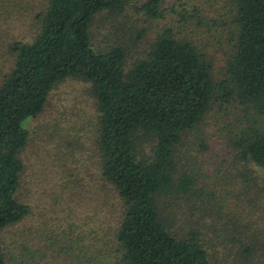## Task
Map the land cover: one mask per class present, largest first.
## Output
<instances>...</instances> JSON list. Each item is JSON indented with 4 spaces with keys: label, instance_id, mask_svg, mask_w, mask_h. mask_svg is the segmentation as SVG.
Returning a JSON list of instances; mask_svg holds the SVG:
<instances>
[{
    "label": "trees",
    "instance_id": "16d2710c",
    "mask_svg": "<svg viewBox=\"0 0 264 264\" xmlns=\"http://www.w3.org/2000/svg\"><path fill=\"white\" fill-rule=\"evenodd\" d=\"M218 1L222 9L205 19H219L217 36L227 33L220 68L199 39L211 28L196 5L189 12L162 0H0V34L7 36H0V238L30 210L21 189L20 153L29 139L22 121L39 115L52 89L70 78L85 83L95 109L94 170L66 165L62 186L78 182L76 193L88 195L84 176L92 177L98 210L84 221L85 244L79 234H64L66 255L76 264H242L226 257V237L215 238L217 246L210 228L226 212L240 213L227 200L264 202V0ZM125 8L142 13L135 27L147 22L135 28L132 49L124 42L128 30L107 47L93 45L94 14L125 15ZM167 9L178 20L161 22ZM238 223L237 233L257 245L255 228ZM47 228L43 220L35 230L19 229L12 254L43 240L53 253L59 242ZM5 255L0 241V264Z\"/></svg>",
    "mask_w": 264,
    "mask_h": 264
},
{
    "label": "rangeland",
    "instance_id": "374dc122",
    "mask_svg": "<svg viewBox=\"0 0 264 264\" xmlns=\"http://www.w3.org/2000/svg\"><path fill=\"white\" fill-rule=\"evenodd\" d=\"M162 4L166 8L172 6L173 9L178 11L181 8H185L190 12L192 5L201 8V15L204 18L203 23L211 28V35L209 34L205 37L204 41L201 38L199 39L205 44L209 54L212 51L210 56L216 67L220 68L228 48L227 33L217 36L214 30L222 27L219 24V19L214 18L215 22L211 23L205 18L216 15L214 11L221 10L222 3L218 0H162ZM124 11H126L125 15L106 10L94 14L89 25L93 45L107 47L116 39L121 40L122 38L119 35L128 30L124 42L128 43L130 49H132L135 28L144 27L147 22L139 20V25L135 27L133 19L135 16H141L142 13H136L131 8H125ZM166 13L167 15L164 16L161 22L170 19L178 20V16L173 12L171 13L169 9L166 10ZM29 19L30 17L26 13L24 23L29 21ZM23 28L24 26H19V30L25 34L24 38H28V32L24 31L25 29ZM148 30L151 31L149 27ZM0 36L2 39L7 37L4 34H0ZM130 37L131 40H128ZM4 55L0 44V63L4 62V60L6 61ZM85 86L82 81L70 78L64 79L52 89L42 112L35 117L25 118L22 121L24 127L28 129L29 139L20 153L24 167L21 174V189L23 193H26L24 194L30 210L28 215L22 220L11 224L1 232L0 241L5 249L6 264H19L20 261L23 264H76L62 250L70 246L64 234L67 236L79 234V236L81 235L80 238H82L81 243L84 244L88 239V224H84V221L86 216H90L91 219L95 218V210H98V208L93 207V193H91L93 179L90 176H84L86 179L85 185L89 183L92 186L88 195L83 194L82 196L76 193L77 190L82 191L78 186V182L73 185L75 186L73 189L71 184L67 189L62 186L63 180L69 177V175L67 177L62 173V169L66 165L71 166L69 172L77 168L83 170L80 166L82 163L89 165L87 167L90 170H94L93 159L91 160L90 158H92L93 139L95 138V109L92 99L85 90ZM239 116L241 114L235 115L237 119ZM209 155L210 153L208 152L204 153V157ZM253 168L255 173L261 177L263 173L261 168L257 166H253ZM205 174L211 179L212 168L205 170ZM215 175L218 181L219 174L215 172ZM258 185L262 187V181L259 180ZM237 189L240 190L237 192L243 195L241 189ZM83 197V202H76L77 199ZM57 199H59V203L56 208L58 201L56 202L55 200ZM233 201H236V203H233ZM227 204L232 210H237L240 213L226 212L218 222H211V236L214 242L218 246L216 239L220 235L225 236L227 242L226 257L240 261L242 264L245 262L254 264L259 260L264 261V202L262 197H258L256 201L250 200L248 204L247 201L241 202L236 199H230L227 200ZM68 206L74 208L73 213L70 212ZM68 219L72 222L70 226H68ZM43 220L46 221V225L50 228L47 229L48 234L51 233V235L49 234L52 237L51 239L59 242L57 245L62 247L57 249V245H54L52 246L53 253H50V250L45 248V240H43L38 243L36 241L29 249L20 250V252L19 248L16 247L15 251L13 249L12 254V243H10V240L19 235V229L32 228L35 230L36 227L43 224ZM239 221L249 222V229L245 228V231H251L255 228V232L261 238L262 243L260 244L261 240H259L257 245H252L245 238H242L241 234L237 233ZM92 227L95 228L96 225H92ZM225 227L226 232L223 230ZM246 245H250L252 248L247 249L245 248ZM29 250L35 252L32 258L29 257ZM80 261L82 263V260Z\"/></svg>",
    "mask_w": 264,
    "mask_h": 264
}]
</instances>
